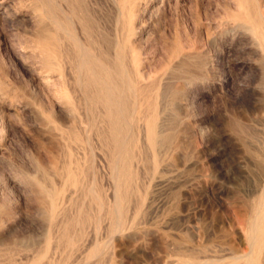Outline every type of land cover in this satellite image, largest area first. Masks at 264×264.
Here are the masks:
<instances>
[{"label":"rangeland","instance_id":"1","mask_svg":"<svg viewBox=\"0 0 264 264\" xmlns=\"http://www.w3.org/2000/svg\"><path fill=\"white\" fill-rule=\"evenodd\" d=\"M120 2L0 0V264H181L191 252L200 264L240 263L236 258L245 247L236 226L247 225L264 190V30L244 28L235 0H141L125 30ZM58 3L81 22L87 43L100 48L103 60L117 38L125 46L121 38L128 35L141 59V82L134 85L146 91L143 108H157H149L157 113L155 133L162 132L154 136L155 151L141 142L139 115L128 111L131 123L123 135L130 138L128 156L134 155L127 172L134 175L127 173L133 179L121 189L125 222L115 236L106 170L112 143L105 141L102 108L88 100L75 109L65 80L49 72L40 54L55 30L72 48L61 47L58 64L72 62L75 47L61 28L71 40L74 33ZM86 116L89 139L74 143L68 132ZM43 121L51 123L48 130ZM65 165L76 175L81 171L79 182L64 188L51 218L49 181L64 176Z\"/></svg>","mask_w":264,"mask_h":264},{"label":"bare ground","instance_id":"2","mask_svg":"<svg viewBox=\"0 0 264 264\" xmlns=\"http://www.w3.org/2000/svg\"><path fill=\"white\" fill-rule=\"evenodd\" d=\"M118 1H120V0H118ZM140 1L141 0H121V2H120L121 4L120 3L117 4L118 5V8H116V9L118 10V14L121 15V16H123V17H125V19L123 18V20H125V22L122 21V19H121V21L124 22V23H122L123 24V29L124 28H125V30L129 29V28L126 29V27L129 26L128 23H126V21L128 20V22H129V20L130 19H133L135 17V15L139 12V10L137 11V8H138V6L140 7V5L142 4V3L140 4ZM56 2H57V0H55V3ZM235 2L238 3V7H239V12L237 14V18H238V20L241 21V23L243 24V26H244L245 29H247L248 31H250L252 33H257L260 30H264V3L261 0H235ZM53 4H54V2H53ZM48 6H49V2H48ZM49 8L52 11L51 7H49ZM58 8L61 10L60 12H62L61 15H63L62 16L63 19L67 23H71V30H73L72 33H74V35H72V37H74V39L72 38V40H71V36L69 34L70 31H68L66 28L65 29H62L60 27L61 30H63V32L61 31L62 34L65 35V37H64L65 40H69L70 39V41H72L71 42V44H72L71 46H74L75 47V48H73V50L75 49V51L71 50V51H73V53L71 55V59H72V62L73 63L71 62V63H69V65H67V64L64 65L63 63L62 64L61 63L58 64L57 60H59L60 58L62 60V57L64 55V54L62 56L60 55V52H61L60 50H63V48H61V47H64V49L66 51L69 50V48H71V47H69L70 46V42L68 44L66 43V45H64L63 43L60 42V38L59 37H61V36L58 37V35H57V33H56L55 30L54 31L51 30L53 32V35L50 37V39L45 40V42L42 45H40L41 50H42V52H40V54L42 55V53H44V56L46 55L45 56V60H43V61L46 62V65L45 66L48 67V69L50 70L49 72H52V73L56 72L60 76L59 79L65 80L64 85L66 83V85L69 88L68 91L72 95L71 96L72 97L71 98L72 99V104L74 105V108L75 109L78 108L79 111H80L81 107L85 106V104H87L88 100H90L91 103H93L94 105H96V106L98 105L100 109L102 108L100 110L101 111V114L103 115V117L106 119V122H107L106 123L107 127L106 128L104 126L103 127L105 128L104 130H106V132H108V134H109V135L106 134V135H108V137L105 136V137H107V140H105V141L107 142L109 140L112 143L111 144V146H112L111 154L109 155V153H107L108 156H109V159L107 158L108 159V165L106 167V170H108L110 168V178H111V180H110L109 177L108 178L112 182V184H111L112 186L111 187L113 189V192L110 190L112 192V195H111L112 196V201L110 202V200H109V202L108 201L107 202L109 203L108 213L113 214L112 216H114L115 217V220H116L115 226L114 227L113 226L111 227L112 228V232L111 233H112V235L114 234L113 236H115V233L116 234L117 233H120L124 229V222H125L124 221L125 218L123 219V216L125 214H122L123 212H122V209H121L123 207V196H124L123 193L121 192V189H122V187L124 189V186L127 184V182L130 179H131V181L133 179V178L130 177V175H129L130 179L126 176L128 172L130 173V171L127 172V167L130 166V165H128L129 162H127V159L129 157L128 160H130V158L134 154L130 150L133 155L131 154L132 155V156L130 155L131 157L128 156V152H129V148H128V144L129 143L128 142L130 141V138L126 137V135H123L124 133L125 134L127 133V132H124V130L127 127V125H130V123H131L130 120H129V117H131V114H133V113L136 114L137 113V115H139V116H137V122H142L143 123V125H140L141 127L138 130V133L140 135L139 137L141 139V142H142V144H146L148 147L146 145L145 146L147 148H149L150 150H152L154 148L152 146V144L154 145V142H155L154 141L155 140V138H154L155 134L158 135V134L162 133L159 130L155 133V130H154V125L155 126L157 125V122H156L157 121V115H156L157 113H154V109H157V108L152 107L151 104H150V107L154 108V109H152L153 111L151 110L152 111L151 112L150 109H149L150 108L149 105H148L149 108L145 107V109H149V112L150 113L146 112V110L143 108V105H146L145 98L147 99V97L144 98V96H142V94L144 92H146V91H144L142 93V91H143L142 88L143 87L140 88L139 87L140 85H139L138 86L139 90H136L137 87H135V85H134L135 83H139L140 84V82H141L140 81V78L141 77L139 75V65H140L141 59L139 60L134 55V53H135L134 44L135 43L134 44H127L126 37L128 35L126 36V34H124V35H122V38H121V40L123 42H126L125 46H121V41L117 38V41L114 44V48L111 51H109V52H111V55L109 57L107 56L109 59L107 58L108 60L107 59L106 60H103L102 55H104V54L101 53L100 48H98L95 45V43L91 47L87 43V38L85 37L86 35L83 33V30L84 29L82 27L81 22H76L73 19H71L70 18L71 15L70 16L68 15V13H70V11H69V9L67 10V8H65L64 5L59 4L58 5ZM83 15H84V13H83ZM80 16H82V15H80ZM136 16H138V14ZM53 17H54V15H53ZM57 18H59V17H57ZM85 18H88V17H85ZM60 23L61 22L59 21L57 23V25L60 24ZM49 25L52 26L50 23H49ZM55 25L56 24H54V26ZM83 26H87V25H83ZM68 28H70V27L68 26ZM59 29H57V30H59ZM122 31H124V30H122ZM41 35L43 37V34H41ZM41 35H39V36H41ZM64 35H62V36H64ZM94 40H95V38H94ZM91 41H92V38H91ZM64 42H66V41H64ZM126 47H128V48H126ZM175 49H177V48H175ZM178 51H182V50L179 49ZM49 52H50L51 59L49 58L50 56H48ZM109 52H108V54H109ZM177 54H178V52H177ZM65 57H66V55H65ZM68 57H69V55H68ZM63 61H64V59H63ZM47 67H46V69H47ZM127 68H130V71H129V69L127 71L126 70ZM72 83H73V85H72ZM157 86H159V85H157ZM152 89L150 88V90H152ZM150 92L148 91V93H150ZM61 95H62V93H61ZM143 95H145V94H143ZM148 96H150V95H148ZM66 97H68V96H66ZM153 100H154V98H153ZM153 100H151V101H153ZM58 101H60V100H58ZM65 105L68 106L66 103H65ZM88 105L89 104H87V106ZM83 109H82V112L84 111ZM87 110H88V108H87ZM82 112H80V113L82 114ZM67 113H69V112H67ZM77 113L78 112H75V114H77ZM86 113H88V112H86ZM81 114H79V116ZM128 114H130V116ZM85 115H84V117H85ZM68 116H69V114H68ZM68 116H67V119H68ZM77 116H76V118H77ZM82 116H83V114H82ZM46 118H47L46 121L52 122V121H50L51 120L50 119L51 117H46ZM48 118L50 120H48ZM87 118H88V116H86V119H83V120H81V118L79 120V118H78L77 121L74 120V123L72 122L74 125L71 128L72 129L71 132H68L71 135V138L70 139L72 140V142L73 141H74V143H76V142L79 143L80 142V144H81L82 141H85V140H88L89 139L88 138V136H89V134H88L89 133V130L87 129L89 127V125H88L87 128L84 125V124H87V121H89V119H87ZM69 119H72V118L70 117ZM132 119L133 118H131V120ZM44 121H43V123H44ZM71 121H69V122H71ZM63 122H65V121H63ZM66 123H68V122H66ZM66 123H64L65 126H66ZM45 125H46L45 129H47V127H49L51 125V123H50V125L44 123V126ZM61 127L58 128V130L61 129ZM62 128H64V127H62ZM160 128H163V127H160ZM51 129H53V130H50V131L54 132V128H51ZM66 130H68V129H66ZM52 132H50V133H52ZM60 132H62V131L60 130ZM63 132L65 134V130L64 129H63ZM130 132H131V130H130ZM55 134H56V136L58 135L57 133H55ZM69 134L66 135V136H68V138L70 137ZM65 137L63 136L62 139H64ZM66 140L68 141V143L71 141V140L69 141L68 139H66ZM161 143H162V141H161ZM158 152H159V150H158ZM151 154H152V152H151ZM153 156L155 157V155H153ZM151 157L152 156H150V158ZM68 164H70V163H68ZM150 165H151V163H150ZM68 166L69 165H67L66 167H68ZM70 166H71V164H70ZM70 166L68 168H66V171L64 172V176H62V174H59L58 178L56 177L57 176L56 175L55 176L56 179H51V181H52L53 184L51 183V181H49V184H51V188H54V195H52L54 197H52L51 200H49L50 198L48 199L50 201L48 203H50L49 204L50 205L49 207H51V209L49 207H46V206H44V207L49 208L51 211H53V209L55 207L56 208L58 207L59 198H60V195L62 194L64 188L68 185V189H69V185L70 186H75L79 182L78 179H76V178H77V175L78 174H81L80 173L81 172L80 171V168H78L79 170H77V171H80V172H78L77 175H76V173L72 170V169H75V167H73L71 169ZM108 166H109V168H108ZM61 168H63V167H61ZM150 168H151V166H150ZM130 169L131 168L129 167V170ZM130 174H133V173H130ZM150 175L152 176V174H150ZM48 176H49V174H48ZM164 177H165V175H164ZM94 178H95V175H94ZM162 179H165V178H162ZM53 180H54V182H53ZM109 180H108V182H110ZM91 181H93V179ZM91 183L93 185V182H91ZM90 184H89V187L92 186ZM148 184L149 185H147L146 189L143 190V191L146 190L145 191L146 194H147V192H149V188H151L150 187V183H148ZM52 185H53V187H52ZM94 185H96V184H94ZM98 187L99 186L97 185V188ZM109 187H110V185H109ZM123 189H122V191H123ZM92 190H94V189H92ZM154 190H155V188H154ZM49 191H47V194H49L48 193ZM99 192H100V190H99ZM149 193H151V192H149ZM51 194L52 193H50V195ZM94 196H97V195L94 194ZM61 197L63 198V196H61ZM149 198L150 197L146 198V200H148ZM150 202H148V203H150ZM48 203L45 202L43 204H47L48 205ZM137 204H139V203L137 202ZM59 205H60V203H59ZM254 206H255V208L253 207L254 209L253 210L251 209V212H250L251 213L250 214L251 215V218L249 217L248 220H250V221L247 223V225H246V222L245 223L244 222H238L237 223V226H236L238 228V238L241 240L242 243H244L243 245L245 247V248L242 249L240 256L238 255L239 258L238 257L236 258L237 259L236 261L240 262L239 264H264V190H263V193L258 197V199L256 200V202L254 203ZM59 207H61V206H59ZM56 208H55V210H56ZM148 208H150V210H151L153 207L151 208L150 205H149ZM251 208H252V206H251ZM45 210L48 212L47 209H45ZM53 213H54V211L51 212L50 215H52ZM55 215H56V212H55ZM106 216H109V215H106ZM55 217L56 216H54V218ZM51 218H53V215H52ZM51 218H48V219L51 221ZM109 218H111V217H109ZM3 221L0 218V228H1V224H2ZM1 231H3V230L0 229V232ZM67 232H69V231H67ZM0 237H1V235H0ZM0 246H1V244H0ZM47 248H48V245H47ZM0 250H1V248H0ZM185 253H186V251H185ZM191 253H193V252H191ZM191 253L189 255H187V257H185V259L183 261H181L182 262L181 264H200V263H196L195 262L196 260L194 261V259H197L198 257H196V255L195 256L192 255ZM194 257H196V258H194Z\"/></svg>","mask_w":264,"mask_h":264}]
</instances>
